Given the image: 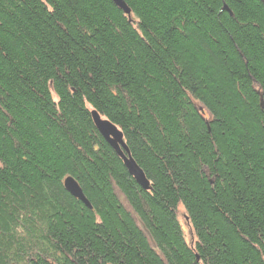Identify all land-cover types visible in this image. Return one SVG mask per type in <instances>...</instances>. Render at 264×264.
Wrapping results in <instances>:
<instances>
[{"label": "trees", "instance_id": "1", "mask_svg": "<svg viewBox=\"0 0 264 264\" xmlns=\"http://www.w3.org/2000/svg\"><path fill=\"white\" fill-rule=\"evenodd\" d=\"M124 1L0 0V264H264V0Z\"/></svg>", "mask_w": 264, "mask_h": 264}, {"label": "water", "instance_id": "2", "mask_svg": "<svg viewBox=\"0 0 264 264\" xmlns=\"http://www.w3.org/2000/svg\"><path fill=\"white\" fill-rule=\"evenodd\" d=\"M116 6L125 12L130 18L131 10L124 0H113ZM226 9L230 8L226 5ZM131 20V18H130ZM92 119L95 127L103 136V138L115 150L118 156L123 160V163L128 170L129 174L136 180V182L145 190H150V183L147 179L143 169L133 158L125 140L122 131L112 121L103 118L98 111H91ZM65 188L77 199L81 200L88 208H92L90 202L85 197L78 182L71 176L67 177L64 181ZM199 260V256H196Z\"/></svg>", "mask_w": 264, "mask_h": 264}, {"label": "rangeland", "instance_id": "3", "mask_svg": "<svg viewBox=\"0 0 264 264\" xmlns=\"http://www.w3.org/2000/svg\"><path fill=\"white\" fill-rule=\"evenodd\" d=\"M178 215H179L180 222L184 228V232H185V235H186L188 242L190 244L194 243L196 240L195 236H194V232L191 228L189 221L186 218V212L182 206L178 207Z\"/></svg>", "mask_w": 264, "mask_h": 264}]
</instances>
